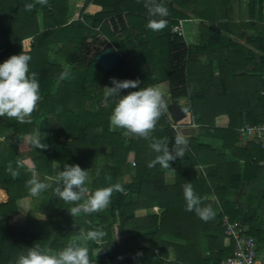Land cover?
<instances>
[{
    "label": "trees",
    "instance_id": "trees-1",
    "mask_svg": "<svg viewBox=\"0 0 264 264\" xmlns=\"http://www.w3.org/2000/svg\"><path fill=\"white\" fill-rule=\"evenodd\" d=\"M70 1L48 0L47 6L36 4L26 11L25 5L34 0H0V64L23 51L30 55L29 70L37 74L41 94L30 122L0 117V136L6 137L0 142V189L7 193V201L0 203V264H16L34 245L59 251L81 229L106 233L100 243H87L92 264H220L234 252L224 216L247 228L261 257L264 149L240 144L239 130L264 122V0H248L247 22L232 17L234 0L207 1L204 11L202 0H172L219 28L202 25L200 46L193 50L171 31L179 21L168 25L165 80L170 84V100L172 105L187 101L198 127L196 136L187 137L184 157L170 162L175 171L148 167L157 155L150 148L154 140L167 141L169 149L174 144L176 132L165 113L150 139H134L121 129L110 131L109 116L118 97L103 102L104 88L113 86L112 79L138 80L139 87L159 82L128 65L129 49L117 38L118 34L130 37L136 26L128 13L140 17V26L148 23V14L140 7L127 9L130 0H85L78 17L71 20L78 6L75 0L72 13ZM159 1L171 7L168 0ZM94 5L99 9L92 11ZM167 17L171 20L170 14ZM177 17L188 19L181 12ZM100 35L105 36L106 46L91 53L89 40ZM234 36L246 42L235 41ZM109 47H115L122 63L105 72L97 57ZM203 53L208 55L206 65L197 59ZM52 55L62 63H54ZM65 70L70 76L61 79ZM136 90H121V95ZM208 137L222 144H204L201 140ZM36 139L47 147L35 148ZM18 161L24 167L18 168ZM54 161L61 166L58 170L68 164L90 171L91 190L119 183L125 191L114 192L105 211L73 217L68 211L72 205L54 194ZM9 164L19 171L16 178L7 171ZM33 172L41 182L53 184L38 197H29L26 187ZM169 172L175 176L172 184L167 181ZM185 183H192L202 207L211 206L215 213L211 220L205 222L185 210ZM206 195L215 200L205 199ZM237 196L246 204L235 200ZM25 198L31 199L28 211L19 205ZM139 211L147 213L139 215Z\"/></svg>",
    "mask_w": 264,
    "mask_h": 264
},
{
    "label": "clouds",
    "instance_id": "clouds-1",
    "mask_svg": "<svg viewBox=\"0 0 264 264\" xmlns=\"http://www.w3.org/2000/svg\"><path fill=\"white\" fill-rule=\"evenodd\" d=\"M36 4L47 6L48 0H34L33 3L25 5V10L31 11ZM144 7L148 14L147 29L153 32L163 31L167 27L165 18L169 15L168 9L158 0H145ZM30 60V55L23 51L0 64V117L14 119L20 124L30 122L31 115L41 100L37 74L30 73L29 70ZM69 76L70 72L65 70L60 78L65 79ZM111 83L113 86L105 87L103 93L105 104L109 98L118 97L109 116L110 131L121 129L126 137L150 139L161 116L167 111L164 93L156 86L139 87L138 80L112 79ZM137 88L138 90L130 91L127 95H121V90ZM5 139L6 137L0 136V142ZM33 146L37 149L47 147L38 139L33 141ZM187 147L188 138L182 131H177L171 149L167 141L154 140L150 148L157 155L150 161L148 167L159 165L163 169L175 171L170 169V162L177 158L182 159ZM19 167H24V162L18 161ZM60 167L59 163L54 161L55 176L51 178L55 184L54 194L64 203L72 205L68 211L73 217L103 212L110 206L114 192L125 191L119 183L91 190L87 187L90 183V171L83 170L79 165L65 164L63 170H58ZM7 171L13 178L19 175V171L13 170L11 164L8 165ZM26 187L29 197H38L52 188L53 184L41 182L33 172L32 178L26 182ZM183 196L186 211L195 212L205 222L214 217L215 213L211 206H201V199L196 195L192 183L184 184ZM105 235L102 229L88 231L81 229L63 249L53 252L51 249L34 245L18 257L16 264H92L87 243L90 241L100 243Z\"/></svg>",
    "mask_w": 264,
    "mask_h": 264
},
{
    "label": "crops",
    "instance_id": "crops-1",
    "mask_svg": "<svg viewBox=\"0 0 264 264\" xmlns=\"http://www.w3.org/2000/svg\"><path fill=\"white\" fill-rule=\"evenodd\" d=\"M80 1L82 2L83 6H84L85 0H80ZM202 1H203V11H204L205 9H207V8H204V6L206 7V5H207L206 2L208 1L210 4L212 2V0H202ZM259 1H261V0H257V2H259ZM132 2L136 3V4L133 5ZM132 2L130 0L129 4L126 5L127 9L140 7L141 8V9L139 8L140 10H145L144 13H147V9L144 7L145 0H133ZM158 2L161 3V1H159V0H158ZM137 3L142 4V6H136ZM168 3L171 5V7L167 6L164 3H162V4L168 9L171 20H169L168 17L165 18L167 20V27L163 31L153 32V31L147 29V27H146L147 22L145 23L144 21H142V22H144L143 26H140V24H141L140 23L141 22L140 17L138 16V18H136V14H132V13L129 14L128 13L127 15H132L129 17H131V20L136 22V26L132 28V31L129 34L130 37H127V34L126 35L125 34H118V36H117V38L121 42H126V47L129 49L131 59H129V61L127 62L128 65L130 67L134 68L137 71V73L138 72L139 73L140 72L148 73L149 74L148 77L149 78L151 77L152 81L158 79L159 82H154V84H152L151 86L158 87L164 93V97L170 95V84H169V81L165 80L166 79L165 78V76H166L165 70L168 67L167 49H168V41L169 40L167 37V32L169 31V29H168L169 23L173 20L179 21L173 27L180 26L186 31L187 37H186V41L185 40L184 41L190 47H192L193 50L197 49L200 46L201 38H202V25H207L208 27H210L214 30L219 29L217 25L209 24L208 22L197 18L190 10H186V9L182 8L180 5L176 4L172 0H168ZM98 9H99V7H96L95 5L91 7L92 11H96ZM208 9H211V8H208ZM177 12L187 14L188 19H182V20L180 19L179 20V18L177 17ZM216 12H217V14H220L221 10L216 9ZM173 16H175V18H173ZM232 17L234 18L235 21L247 22L246 18H250V10H249V6H248V0H243V1L234 0ZM171 31H172V29H171ZM102 36H104V35H102ZM233 39L235 41H239V42L244 41L243 39H239L236 36H234ZM100 47L104 49L105 46L101 45ZM257 48L258 47L253 48V49H255V52H258ZM119 56L122 59V56L121 55H119ZM197 59H198V61L202 62L204 65H206L208 63V55L206 53L198 54ZM213 65H214V69H215V75L218 76L219 70H218L217 61H214ZM169 100H170V96H169ZM166 102H167V100H166ZM181 106L183 107V109L186 113V111L188 110L187 108H189L188 102L187 103H186V101H184V103L182 102ZM215 139H218V138L208 137L205 140H207V142L209 141L210 144L216 145V146H219L222 144V141L220 139H218V142H216ZM174 178H175L174 173L169 172L167 175V181L172 184L174 182ZM205 199H207L209 201H213V200H215V196L206 195ZM263 256L264 255H262L261 257H263ZM263 260H264V258H263Z\"/></svg>",
    "mask_w": 264,
    "mask_h": 264
},
{
    "label": "built area",
    "instance_id": "built-area-1",
    "mask_svg": "<svg viewBox=\"0 0 264 264\" xmlns=\"http://www.w3.org/2000/svg\"><path fill=\"white\" fill-rule=\"evenodd\" d=\"M172 32L186 41L187 33L180 27L175 26ZM177 128V125H173ZM239 143H254L264 149V122L250 125L246 124L239 130ZM135 166V161L132 160ZM264 166V160L260 162ZM226 235L234 245V252L231 256L221 261L220 264H264V260L259 256L256 239L247 234V228L239 226L237 222H232L229 216L222 219Z\"/></svg>",
    "mask_w": 264,
    "mask_h": 264
},
{
    "label": "rangeland",
    "instance_id": "rangeland-1",
    "mask_svg": "<svg viewBox=\"0 0 264 264\" xmlns=\"http://www.w3.org/2000/svg\"><path fill=\"white\" fill-rule=\"evenodd\" d=\"M74 1L75 0H71L70 1V3H71L70 5H72V13H74V10H76V8H77V10H76V13H75V15H73V17H72L71 20H75L78 17V11H81V9L83 8V4H82V2L80 0H77L76 1L77 2V5L76 6H78V7L75 8V6H73L74 3H75ZM246 20L249 21L250 18H246ZM105 41H106V38L104 36H102V35L101 36H98V38H96V40H95V38H91L89 40V43H90L89 50L91 51V53H94L95 50L98 49V47H100L101 45L106 46V44L104 43ZM245 42L246 41H243V43H245ZM4 45L5 44L3 43V41H1V48L2 49L4 48ZM52 61L54 63H56V64L62 63L61 60L58 59L54 55H52ZM164 98L167 100V102H166L167 103V111L165 112V114L169 118V120H170V122H171L172 125H177V128H175V132L177 133V131H182L183 134L186 137H190V136L194 137V136H196V134L198 132V127L194 123V118L192 116V113L190 112V109L187 108L188 110L186 111V115H185V117L183 119H181V120H175V119L172 118V115L170 113V107L172 106V101L169 100V96H165ZM184 101L185 100H181L180 105L182 104V102L184 103ZM186 103H187V101H186ZM35 138H38V133H36ZM205 139L204 140L202 139L201 141L204 144H206V145H212V144H210L209 141L207 142V140H205ZM215 141L218 142V139H215ZM54 176H55V171H54ZM242 192H244V191H242ZM234 199L240 201V203L242 205H245L246 204V200H239V196L235 197ZM5 201H7V198L5 200L3 198V200L0 201V203H3ZM19 205H20V208L22 209V211H28V210L32 209L31 199H29V198H25V199L19 201ZM262 212L264 213V208H263V211ZM144 213H147V212H145V211H139V215H143ZM261 247H262V253L264 255V245H262ZM95 254H96L97 257H99L98 256V251H95ZM263 258H264V256L262 257V259Z\"/></svg>",
    "mask_w": 264,
    "mask_h": 264
},
{
    "label": "water",
    "instance_id": "water-1",
    "mask_svg": "<svg viewBox=\"0 0 264 264\" xmlns=\"http://www.w3.org/2000/svg\"><path fill=\"white\" fill-rule=\"evenodd\" d=\"M97 61L105 72H110L122 63L121 57L118 55L113 47H109L103 51L98 57ZM170 112L175 120H181L186 113L180 104H175L170 107Z\"/></svg>",
    "mask_w": 264,
    "mask_h": 264
},
{
    "label": "bare ground",
    "instance_id": "bare-ground-1",
    "mask_svg": "<svg viewBox=\"0 0 264 264\" xmlns=\"http://www.w3.org/2000/svg\"><path fill=\"white\" fill-rule=\"evenodd\" d=\"M4 198V200L7 198V193L5 190L0 189V201H2Z\"/></svg>",
    "mask_w": 264,
    "mask_h": 264
}]
</instances>
